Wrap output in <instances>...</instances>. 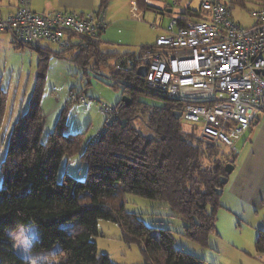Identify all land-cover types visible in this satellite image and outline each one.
<instances>
[{"label": "trees", "instance_id": "16d2710c", "mask_svg": "<svg viewBox=\"0 0 264 264\" xmlns=\"http://www.w3.org/2000/svg\"><path fill=\"white\" fill-rule=\"evenodd\" d=\"M132 1L143 11L164 13L166 9L159 10L149 0ZM109 2L101 0L98 12L104 13ZM259 4L264 5V0ZM200 17L196 10L188 7L179 20L185 22ZM84 39L89 41L86 46L82 42ZM101 43V38L81 37L74 44L78 48L92 46L93 56L98 58L92 67L90 61L77 63L79 54L71 59L87 69L110 68L112 85L122 89L123 96L130 94L132 102L127 106L120 100L116 104L119 115L107 123L108 127L98 140L91 138L87 142L83 139L84 134L66 135L63 132L66 127L64 114L47 141H42L41 99L49 60L51 56L66 59L69 56L67 50L53 51L47 46L35 48L39 53L36 86L28 110L20 115L12 128L5 158L0 161L3 175L0 264H29L28 259L15 252L8 231L30 225H36L38 233L33 253L48 252L37 264H116L108 254L99 252L98 244L93 240L100 234L101 219L119 223L124 241L139 245L146 264H204L199 257L175 248L171 229L149 227L137 213L127 211L122 193L167 202L186 222L184 236L207 246L210 235L216 231L217 213L222 206L217 189H223L221 177H229L225 166L229 162L235 163L236 156L225 162L215 160L211 167H205L204 161L218 156L219 152L214 146L196 142L183 131L182 121L173 115L181 105L165 98L161 107L150 108L139 102L138 95L150 93L144 78L136 69L121 72L111 66L113 58L117 59L116 63L135 58L147 45L142 46L138 54L119 56L103 52ZM100 63L102 66L98 65ZM142 105L146 113L144 122L152 131L150 136L135 125ZM4 111L5 99L0 91V124ZM75 154L87 165L85 179H77L65 172L59 180L63 158ZM255 247L257 254L264 258V230H260ZM50 252L55 253L53 259L47 258Z\"/></svg>", "mask_w": 264, "mask_h": 264}, {"label": "rangeland", "instance_id": "374dc122", "mask_svg": "<svg viewBox=\"0 0 264 264\" xmlns=\"http://www.w3.org/2000/svg\"><path fill=\"white\" fill-rule=\"evenodd\" d=\"M0 1L4 6L9 0ZM131 1L110 0L105 10L108 26L102 35L103 52L115 53L119 56L135 52L138 54L143 45L154 43L157 36L164 32L171 17H179L188 7L194 10H199L201 7V0H149L151 5L163 10L166 6H172V11L163 13L157 10L138 9L134 14ZM220 1L230 8L234 19L245 27L254 23L251 10L260 7L259 3L262 2V0ZM241 2L244 5H241ZM80 39L81 37H74L76 42ZM82 42L86 46L89 41L84 39ZM46 46L53 51L60 50L57 45L44 42L43 47ZM91 47L90 45L84 48L81 45L78 48L73 45L67 49L69 59L50 57L41 99L44 116L43 142L47 141L63 114L66 117V127L63 132L66 135L84 134L85 142L97 136L101 130L108 127L107 123L112 122L113 117L119 115L115 112L108 116L103 111L107 106L114 107L123 98V90L112 85L110 68L87 70L79 65L90 61L92 67L93 62L98 60L93 56L95 53L92 52ZM76 54L80 55L77 61L79 64L73 61ZM38 59L39 53L36 49L18 48L9 34H0V91L5 99V111L0 124V161L5 158L15 122L28 110L37 81ZM116 61V58L110 60L112 67ZM98 65L102 66L101 63ZM78 94L85 98L89 103L88 106L80 99L78 102ZM138 101L150 108L161 107L165 103L164 98L145 92L138 95ZM142 108L143 105L140 109ZM141 110L140 115L136 117L135 125L141 132L150 136L152 131L143 119L146 113ZM182 124L185 133L196 134L190 123L182 121ZM211 146L215 147L219 155L205 160V167H211L215 160L228 161L227 159H232L235 155V164H233L236 165V169L234 168L230 174V181L223 187L220 198L222 206L217 213L216 231L210 235L207 246H202L184 236L186 222L163 200L122 193L126 210L137 213L139 219L149 227L171 229L175 248L199 257L204 264H264V259L257 254L255 247L260 230H264V203L261 201L259 203L258 200L259 195L262 197V194L249 192L242 197L233 187L236 180L243 179L247 175H251L250 186H264V179L261 180L264 174V116L258 125H252L250 130L236 141V151H232L222 143ZM86 170L87 165L81 162L78 154L65 156L58 177L62 180L64 173L68 172L73 177L83 180L86 177ZM2 181L3 175L0 170V186ZM28 229L37 233L36 225L8 231L14 243V250L25 259L37 258V261L43 259L48 252H39L36 255L32 248L16 246L15 239L23 236ZM99 232L100 234L93 237V240L98 244L99 252L108 254L114 263H147L138 244L124 241L119 223L101 219ZM47 258L53 259L54 255Z\"/></svg>", "mask_w": 264, "mask_h": 264}, {"label": "built area", "instance_id": "2783aa9c", "mask_svg": "<svg viewBox=\"0 0 264 264\" xmlns=\"http://www.w3.org/2000/svg\"><path fill=\"white\" fill-rule=\"evenodd\" d=\"M132 10H138L135 1ZM196 11L199 19L181 22V15L172 17L153 44L114 67L127 72L146 66L147 90L181 105L180 120L196 131L188 134L193 140L222 143L236 151V141L264 114V5L251 10L254 23L248 27L238 23L220 0H201ZM107 26L104 13L38 12L30 0H17L13 12L0 14V34H9L23 48L43 47L46 42L67 50L75 36L99 40ZM80 100L89 105L83 96ZM103 111L110 116L118 112L117 105Z\"/></svg>", "mask_w": 264, "mask_h": 264}, {"label": "crops", "instance_id": "0c3cea01", "mask_svg": "<svg viewBox=\"0 0 264 264\" xmlns=\"http://www.w3.org/2000/svg\"><path fill=\"white\" fill-rule=\"evenodd\" d=\"M100 4H101V0H30V7L34 11H38V12L51 11V10H71V11H78V12L99 11ZM16 7H17V0H9L8 3H6L4 6L2 5L0 1V14L7 15L13 12L16 9ZM165 8H166L165 12L172 11V6H166ZM158 9L160 10V8ZM104 16L107 19L106 12L104 13ZM102 35H101V39H102ZM145 45H148V44H145ZM263 116L264 114L259 115L256 122L253 125L254 126L258 125L259 122L263 119ZM263 179H264V174L261 180ZM229 181H230V175H229ZM250 182H251V175H247V176H244L243 179L236 180L235 184L233 185L234 191L242 197L247 195V193L249 192H254L252 194H257V195L262 194V197L261 195H259L260 198L258 200H259V203L260 201L264 203V186L261 185V186L252 187V185L250 186Z\"/></svg>", "mask_w": 264, "mask_h": 264}, {"label": "water", "instance_id": "95a60500", "mask_svg": "<svg viewBox=\"0 0 264 264\" xmlns=\"http://www.w3.org/2000/svg\"><path fill=\"white\" fill-rule=\"evenodd\" d=\"M263 73H264V71H263ZM137 74L139 76H141V77H145L146 74H147V67L146 66L139 67L138 70H137ZM122 100L126 103L127 106H129L131 104V102H132L131 98L128 97L127 95H124ZM173 115H174V117L177 120H180L182 113H181L180 110H177V111H174ZM234 168H235V166H234L233 163H231V162L227 163L226 166H225V170H226L227 175H230L232 173V171L234 170ZM228 182H229V177L228 176H222L221 177V183L223 185L227 184ZM217 193L219 195H222L223 189L222 188L217 189Z\"/></svg>", "mask_w": 264, "mask_h": 264}, {"label": "clouds", "instance_id": "9594fccd", "mask_svg": "<svg viewBox=\"0 0 264 264\" xmlns=\"http://www.w3.org/2000/svg\"><path fill=\"white\" fill-rule=\"evenodd\" d=\"M38 239V233L32 231L31 229H28L23 236L17 237L15 239V244L17 247L22 245L25 248H33L36 241ZM55 255V253L50 252L49 256ZM29 262V264H37V258H31L26 260Z\"/></svg>", "mask_w": 264, "mask_h": 264}]
</instances>
